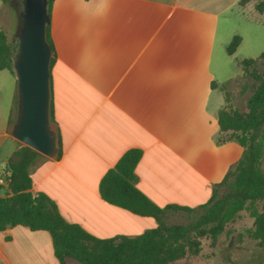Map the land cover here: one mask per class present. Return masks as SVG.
<instances>
[{
	"label": "crops",
	"instance_id": "1",
	"mask_svg": "<svg viewBox=\"0 0 264 264\" xmlns=\"http://www.w3.org/2000/svg\"><path fill=\"white\" fill-rule=\"evenodd\" d=\"M252 2L54 0L51 113L59 157L41 153L31 166V191L47 193L67 221L99 238L139 236L158 220L100 193L105 173L139 148L137 186L153 202L206 203L244 153L237 139L220 141V112L228 101L223 84L244 73L243 59L264 51V14L252 10ZM5 9L0 0V30ZM235 36L240 43L230 53ZM16 102L17 79L3 69L0 197L10 195L6 165L23 144L12 134ZM236 223L219 238L241 237L245 230L236 231ZM0 264L61 262L48 230L19 224L0 231ZM65 264L83 263L67 256Z\"/></svg>",
	"mask_w": 264,
	"mask_h": 264
},
{
	"label": "trees",
	"instance_id": "2",
	"mask_svg": "<svg viewBox=\"0 0 264 264\" xmlns=\"http://www.w3.org/2000/svg\"><path fill=\"white\" fill-rule=\"evenodd\" d=\"M50 1V10L54 0ZM48 40L55 45L48 27ZM240 43L235 36L228 47L234 53ZM16 45L5 29L0 30V71L10 70L14 75L13 58ZM264 59V51L257 58H245V71ZM249 98L250 112L245 117L220 112V141L237 139L244 146L242 158L225 179L216 184L211 198L199 207L168 204L159 206L137 186L136 168L142 150L126 151L114 167L110 168L100 182L102 197L117 206L142 216H153L159 226L130 238L102 239L88 232L81 225L69 222L61 214L56 202L45 192L31 191L33 179L31 166L41 153L22 144L9 158L11 171L7 177L10 195L0 197V231L19 224L32 230H48L52 234L55 254L61 264L71 256L83 264H169L187 255L202 251V237L217 239L226 226L235 221L243 210L254 217V226L247 233L264 246V79ZM230 82V80L228 81ZM228 82L223 84L227 86ZM14 107V122L16 114ZM53 115V114H52ZM53 120V117H52ZM230 133L224 138V133ZM241 132V133H240ZM227 190L220 193V187ZM169 210L202 212L190 223L170 225L166 221ZM115 246V247H112Z\"/></svg>",
	"mask_w": 264,
	"mask_h": 264
},
{
	"label": "water",
	"instance_id": "3",
	"mask_svg": "<svg viewBox=\"0 0 264 264\" xmlns=\"http://www.w3.org/2000/svg\"><path fill=\"white\" fill-rule=\"evenodd\" d=\"M52 23L49 0H24L21 30L13 58L17 107L13 136L51 158L59 157L58 129L52 120ZM6 169L11 171L10 165Z\"/></svg>",
	"mask_w": 264,
	"mask_h": 264
},
{
	"label": "rangeland",
	"instance_id": "4",
	"mask_svg": "<svg viewBox=\"0 0 264 264\" xmlns=\"http://www.w3.org/2000/svg\"><path fill=\"white\" fill-rule=\"evenodd\" d=\"M248 0H244L246 3ZM252 10L264 14V0H253L251 3ZM5 21L3 25L8 32L10 39L13 40V17L11 7L6 0ZM257 76L264 79V59L256 66H250L248 71L237 78L228 82L226 89L228 101L224 107V111L228 114H238L239 117H245L250 112L249 98L255 93L261 85ZM241 133V132H240ZM230 133H224V138ZM264 165V164H263ZM227 190L226 186L220 187V193ZM202 210L189 212L186 210H169L167 212L166 221L170 225L188 224L194 220ZM238 229L245 230L241 232V237H238V232L235 235H228L227 238H217L213 240L211 237H202V251L198 255H190L180 260L169 264H264V247H260L258 242L250 237L247 230L254 226L255 219L247 210L240 212V216L235 220ZM233 231V229H230ZM121 240V239H120ZM120 240L116 241V245ZM112 246V247H115Z\"/></svg>",
	"mask_w": 264,
	"mask_h": 264
},
{
	"label": "flooded vegetation",
	"instance_id": "5",
	"mask_svg": "<svg viewBox=\"0 0 264 264\" xmlns=\"http://www.w3.org/2000/svg\"><path fill=\"white\" fill-rule=\"evenodd\" d=\"M8 3L11 7L12 17H13V42L17 44L19 39V33L21 30L22 23V12H23V4L24 0H8Z\"/></svg>",
	"mask_w": 264,
	"mask_h": 264
},
{
	"label": "built area",
	"instance_id": "6",
	"mask_svg": "<svg viewBox=\"0 0 264 264\" xmlns=\"http://www.w3.org/2000/svg\"><path fill=\"white\" fill-rule=\"evenodd\" d=\"M0 183H2V184L5 183L4 178H1V179H0Z\"/></svg>",
	"mask_w": 264,
	"mask_h": 264
}]
</instances>
